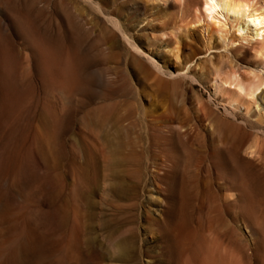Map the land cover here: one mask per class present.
I'll return each mask as SVG.
<instances>
[{
    "label": "rangeland",
    "instance_id": "1",
    "mask_svg": "<svg viewBox=\"0 0 264 264\" xmlns=\"http://www.w3.org/2000/svg\"><path fill=\"white\" fill-rule=\"evenodd\" d=\"M203 1L0 0V264H264L262 37Z\"/></svg>",
    "mask_w": 264,
    "mask_h": 264
},
{
    "label": "bare ground",
    "instance_id": "2",
    "mask_svg": "<svg viewBox=\"0 0 264 264\" xmlns=\"http://www.w3.org/2000/svg\"><path fill=\"white\" fill-rule=\"evenodd\" d=\"M202 8H203V12L205 13V17L206 19L212 21L214 19L212 18H216V15L218 14H223L225 13V15L227 16L228 14L233 15V17H244L246 18V22H248L252 27L253 30L255 32V36L256 37H262L261 40V44L256 45V53H258L260 56H264V31L261 30L264 26V9L259 10L258 11V7H256V9L254 8V6L252 7V5L245 3V2H239L237 0H204L202 3ZM225 17V16H224ZM234 17V18H235ZM241 20V19H240ZM199 22V21H198ZM197 22V23H198ZM211 23V22H210ZM116 29L122 34V37H124V39H126L128 45L136 52V53H140L141 49L138 47V45L135 43L134 40H132L129 35L127 34V32L125 31V29L123 28V26L119 23V22H115L114 23ZM204 30L205 32H208V34L216 31L214 30V28H210L209 23L204 24ZM240 31V30H239ZM217 32V31H216ZM144 53V52H142ZM149 61V60H148ZM151 63V61H150ZM262 88V84H258L254 91H253V95L256 92H259ZM261 92V91H260ZM252 96V95H251ZM262 97V95H261ZM101 125V126H96L94 128V135H97V132L105 126ZM112 126V125H111ZM109 127V126H108ZM116 127V126H115ZM182 129V128H181ZM110 131V130H109ZM108 131V133H109ZM116 131V130H115ZM113 134V133H112ZM99 135V134H98ZM108 135V134H107ZM114 135V134H113ZM119 135V134H118ZM97 137V136H96ZM113 137V136H112ZM111 137V138H112ZM103 139H106L103 136ZM115 139V138H114ZM116 141V140H115ZM111 141H109L108 139H106V141L104 142L107 147L109 146H113L112 144H110ZM112 143H116V142H112ZM103 145V144H102ZM116 146H119L121 144H119L118 142L115 144ZM105 146V145H104ZM86 166V165H85ZM90 168V167H89ZM84 170V169H83ZM87 171V170H86ZM84 172V171H82ZM91 172V171H90ZM82 182L84 184V187H79L80 188V195L83 196L88 202H87V217L92 219V213L91 208H92V203H91V198L94 195V189L92 187V180L90 175L88 174V172H84V175L82 176ZM78 189V188H77ZM79 204V203H78ZM77 204L76 210L77 212H79V205ZM62 209V208H61ZM79 223V222H78ZM81 223V222H80ZM94 228L92 227V225H88L86 227V234H88V240L90 245L93 247L92 249H94L96 251L97 248L96 244H95V237L94 235ZM185 233V232H184ZM179 235V234H178ZM132 236V235H131ZM98 239V238H97ZM100 239V238H99ZM113 240V239H112ZM121 240V239H120ZM126 240V239H125ZM129 240V239H128ZM124 241V240H123ZM132 241V239H131ZM129 242V241H128ZM131 243V242H130ZM112 245V244H111ZM113 249V248H112ZM106 250V249H105ZM111 251V249H110ZM120 251V250H119ZM107 252V251H106ZM102 253V252H101ZM115 253V251H114ZM121 253V254H120ZM120 258L123 259L124 261H126L125 264H130V262H133L134 258H135V254H136V250L134 248L129 247L128 245L123 244V248H121V252H120ZM112 254V252H111ZM106 255V254H105ZM99 256V255H98ZM98 259V258H97ZM98 264V263H97Z\"/></svg>",
    "mask_w": 264,
    "mask_h": 264
}]
</instances>
